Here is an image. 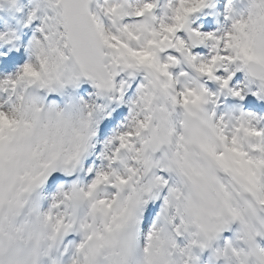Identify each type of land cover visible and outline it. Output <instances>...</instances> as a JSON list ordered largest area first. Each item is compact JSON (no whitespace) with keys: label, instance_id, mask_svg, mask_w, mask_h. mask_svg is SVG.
I'll return each instance as SVG.
<instances>
[{"label":"clouds","instance_id":"obj_1","mask_svg":"<svg viewBox=\"0 0 264 264\" xmlns=\"http://www.w3.org/2000/svg\"><path fill=\"white\" fill-rule=\"evenodd\" d=\"M0 22L25 57L0 74V264H262L264 0H0Z\"/></svg>","mask_w":264,"mask_h":264},{"label":"snow or ice","instance_id":"obj_2","mask_svg":"<svg viewBox=\"0 0 264 264\" xmlns=\"http://www.w3.org/2000/svg\"><path fill=\"white\" fill-rule=\"evenodd\" d=\"M262 203H264V201H262ZM233 219H239L238 215L233 213ZM241 223L243 224V221H241ZM221 227H223V226H221ZM244 229H245V235H246L248 241L251 242L255 233L252 232L251 230H249L247 225H244ZM255 251L256 250L254 249V252ZM260 255L262 257V264H264V253H260Z\"/></svg>","mask_w":264,"mask_h":264},{"label":"bare ground","instance_id":"obj_3","mask_svg":"<svg viewBox=\"0 0 264 264\" xmlns=\"http://www.w3.org/2000/svg\"><path fill=\"white\" fill-rule=\"evenodd\" d=\"M207 25H210V24L207 23Z\"/></svg>","mask_w":264,"mask_h":264},{"label":"rangeland","instance_id":"obj_4","mask_svg":"<svg viewBox=\"0 0 264 264\" xmlns=\"http://www.w3.org/2000/svg\"><path fill=\"white\" fill-rule=\"evenodd\" d=\"M92 91V90H91Z\"/></svg>","mask_w":264,"mask_h":264}]
</instances>
